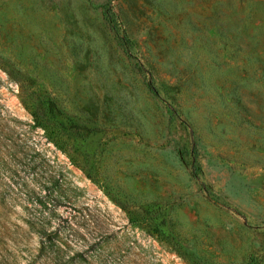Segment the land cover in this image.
<instances>
[{"label":"rangeland","instance_id":"374dc122","mask_svg":"<svg viewBox=\"0 0 264 264\" xmlns=\"http://www.w3.org/2000/svg\"><path fill=\"white\" fill-rule=\"evenodd\" d=\"M29 98L92 135L36 126ZM252 257L264 0H0V264Z\"/></svg>","mask_w":264,"mask_h":264},{"label":"trees","instance_id":"16d2710c","mask_svg":"<svg viewBox=\"0 0 264 264\" xmlns=\"http://www.w3.org/2000/svg\"><path fill=\"white\" fill-rule=\"evenodd\" d=\"M105 12L109 18V21L113 22L114 17L112 15L111 9L107 8ZM149 86L153 92H155L156 94L158 93L157 89L150 79ZM24 103L34 117L36 126L47 128L48 125H51L56 129L62 131L63 133H67L81 140L88 139L93 133L92 128L82 125L81 123L74 120V118L67 116L60 109L59 105L54 99L48 98L46 100H43L42 104L44 105V107H41L40 104H38V102L33 98L24 99ZM163 214L164 212L160 213L162 217L159 221V224L161 225L165 224L166 222ZM246 264H258V260L257 258L252 257Z\"/></svg>","mask_w":264,"mask_h":264}]
</instances>
